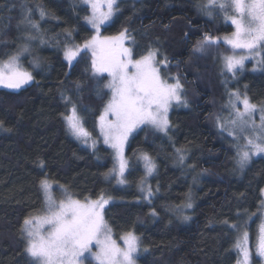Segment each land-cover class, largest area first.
Masks as SVG:
<instances>
[{"label": "trees", "instance_id": "1", "mask_svg": "<svg viewBox=\"0 0 264 264\" xmlns=\"http://www.w3.org/2000/svg\"><path fill=\"white\" fill-rule=\"evenodd\" d=\"M205 3L119 0V11L102 25L103 36L127 29L130 39L125 44L137 58L149 48L158 50L162 60L167 58L163 76L170 82L178 78L184 86L166 133L143 126L129 139L128 185L120 187L107 177L115 153L103 142L98 126L111 97L105 87L110 77L94 72L90 51L81 52L71 64L64 56L65 40L83 45L94 35L85 19L90 8L84 0H0V61L27 45L21 61L33 75L20 89L0 88V264H35L26 252L21 226L27 216L44 211L40 181L45 177L58 198L61 185L79 200L102 193L111 197L106 221L118 239L129 230L140 237L138 264H237L234 245L240 231L233 224H248L256 264L264 156L238 168L236 140L217 126V114L230 91L264 105V69L255 72L248 63L245 73L234 78L222 74L217 55L197 52L206 36L222 38L234 31L223 12L209 10ZM37 5L46 13L43 19ZM28 18L40 24V33ZM67 97L81 111L97 141L95 148L69 132L63 118L70 107ZM144 153L156 162L148 181L150 198L141 191ZM189 192L193 207L181 210L178 206Z\"/></svg>", "mask_w": 264, "mask_h": 264}, {"label": "snow or ice", "instance_id": "2", "mask_svg": "<svg viewBox=\"0 0 264 264\" xmlns=\"http://www.w3.org/2000/svg\"><path fill=\"white\" fill-rule=\"evenodd\" d=\"M84 3L91 10L85 19L95 29V34L83 45L65 40L64 56L71 64L81 52L90 51L94 72L107 73L110 77L105 87L111 91V97L99 116L98 126L103 142L115 153L117 166H114L112 172L116 174L118 183L123 184L128 167L124 145L129 135L142 124H150L166 133L169 109L173 102L179 103L182 100V84L178 78L170 82L163 77L160 65L166 66L167 58L158 60V50L149 48L138 58L135 57L133 48L125 44L130 39L127 29L114 36L100 35L101 26L112 20L119 11L118 0H84ZM205 7L210 10L218 7L224 11L225 18L235 28L230 35L223 37L231 54L222 55V74L232 73L235 76L238 70L245 68V61L255 56L260 57L258 63L264 64V0H208ZM37 8L43 19L46 14L44 9L39 5ZM228 9L235 14H229ZM208 14L211 15V11ZM27 22L37 33L41 32L38 22L31 18ZM28 38L36 39L31 35ZM217 39L206 36L204 41L198 42L197 50H204L206 42L217 43ZM40 40L44 42L43 35ZM237 50L244 52L238 53ZM28 51L25 45L18 54L0 61V87L20 89L33 80L32 73L19 62L20 55ZM66 101L70 107L63 118L69 132L85 144L91 141V146L95 148L97 141L85 127L78 106L72 102L71 97H67ZM229 103L234 116L221 125L222 130L234 138H237V133H250L245 135L244 145H235L236 162L243 169L253 155L264 153V105L250 102L247 95L241 96L239 92L231 94ZM238 104L243 106L242 111L237 107ZM257 110L258 124L255 119ZM179 159L182 162L184 156L181 154ZM142 160L146 175H151L156 168L154 161L147 153L142 154ZM40 166L44 167L43 162ZM40 188L45 198L44 214L27 216L21 226V231L27 237L26 252L35 264H83L81 257L85 253H89L97 264H136L140 237L133 230L126 231L119 237L123 241L121 245L113 237V230L105 219L104 208L111 197L106 198L102 193L96 199L86 198L81 201L73 198L67 188L61 185L62 198L57 201L53 195V182L47 177L41 179ZM141 191L145 192L146 198L153 195L150 186H142ZM186 195V202L178 206L181 210L193 207L191 193ZM261 207L264 208V201ZM183 219L188 220L189 217L184 216ZM230 227L240 231L239 225L233 224ZM234 246L238 250L237 264H251L246 226ZM255 247L256 254L264 257V222L259 226Z\"/></svg>", "mask_w": 264, "mask_h": 264}, {"label": "rangeland", "instance_id": "3", "mask_svg": "<svg viewBox=\"0 0 264 264\" xmlns=\"http://www.w3.org/2000/svg\"><path fill=\"white\" fill-rule=\"evenodd\" d=\"M119 1V0H118ZM207 3H208V0H206V3H205V5H207ZM210 10V9H209ZM214 11L215 10H219V11H221L218 7L217 8H214L213 9ZM228 11V13L229 14H235V13H233L232 12V10L231 9H228L227 10ZM221 12H223L224 13V17H225V12L224 11H221ZM226 21H227V23L228 24H230V25H232L231 24V21L230 20H228V19H226V18H224ZM89 24V23H88ZM90 25V24H89ZM91 26V25H90ZM233 26V25H232ZM92 27V26H91ZM102 27L103 26H101V29H100V35L103 37V35H102ZM93 28V27H92ZM94 29V28H93ZM233 30H235V28L233 29ZM94 32H95V29H94ZM95 34V33H94ZM224 37V36H223ZM223 37L222 38H218L217 39V43H215V44H211L210 42H206V44H205V48H204V50H197V52L198 53H200V54H215V55H217V57L219 58V60H220V63H221V70H222V64H223V61H222V55L223 54H231V49H230V47L224 42V40H223ZM129 46V45H128ZM131 47V46H130ZM237 52L238 53H243L244 52V50H237ZM25 53H27V52H24L22 55H24ZM22 55H20V60H19V62L21 63V65L23 66V68L25 69V67H24V65H23V63H22V61H21V57H22ZM157 59L158 60H161V61H163L161 58H160V56L158 55V57H157ZM76 60V59H75ZM75 60H73L72 61V63H74L75 62ZM260 60V57L259 56H255V57H252V58H250V59H248V60H246L245 61V68L242 70V71H240V70H238L237 71V74L235 75V76H233V74L232 73H229V74H231L234 78H238V77H240L241 75H243L244 73H245V71H246V68H247V65H248V63H252V70L253 71H261V70H263L264 69V64H260V63H258V61ZM165 65H163V64H161L160 65V67H161V73H162V69H163V67H164ZM28 71V70H27ZM163 75V74H162ZM164 77V76H163ZM165 78V77H164ZM177 79V78H176ZM180 81V80H179ZM173 82H175V81H173ZM181 83V82H180ZM182 84V83H181ZM26 85V84H25ZM1 88V87H0ZM22 88V87H21ZM183 88H184V86L182 85V92H181V96H182V93H183ZM9 89V88H8ZM10 90H12V89H10ZM15 90V89H14ZM235 92H239L240 94H241V96H243V95H246V94H244V93H242V92H240V91H235ZM232 93H234L233 91H230V92H228V98H227V100H226V102H225V104H224V106H222L221 107V109H220V111H218V117H217V126L222 130V127H221V125L222 124H226V121H228L229 119H231V118H233V116H234V111L232 110V108H231V105H230V103H229V100H230V96H231V94ZM247 97L249 98V96L247 95ZM249 100H250V98H249ZM250 102H251V100H250ZM175 103H177V102H173L172 103V105H171V107H170V109H169V112H168V119H169V127H170V113H171V111H172V109H173V105L175 104ZM237 107L242 111L243 110V106L242 105H237ZM109 119H111V117H109ZM255 119H256V121H257V124L259 123V111L257 110V113L255 114ZM143 126H149V127H151V128H154L152 125H150V124H142V125H140L138 128H136L130 135H129V137H128V140H127V142L125 143V145H124V157H125V159L127 160V162H128V158H127V152H126V149H127V146H128V141H129V139L132 137V135L135 133V132H137L139 129H141ZM227 127H231L230 125H226ZM168 127V128H169ZM154 129H156V128H154ZM157 130V129H156ZM168 130V129H167ZM222 131H224V130H222ZM161 132V131H160ZM225 133H228L227 131H224ZM245 135H250V133H245V134H240V133H237V138H234L235 140H236V144H239V145H244L245 143H246V140H245ZM75 137V136H74ZM231 137H233V136H231ZM75 139H77L76 137H75ZM77 140H79V139H77ZM81 143H83L81 140H79ZM83 144H85V143H83ZM91 145V141H89V143L88 144H86V145ZM113 150V149H112ZM113 153H114V150H113ZM261 156H264V153H261V154H257V155H253L252 157H251V159H250V162L246 165V166H248L254 159H257V158H260ZM153 160V159H152ZM154 161V160H153ZM154 163H155V165H156V162L154 161ZM115 166H117V161L115 160ZM129 163H128V167L126 168V170H125V173H124V178H125V183H123V184H121V183H118V180H117V177H116V174L114 173V172H112V170L107 174L108 176V178L109 179H111V178H114L115 179V181H116V184L117 185H119L120 187H123V186H127L128 184H127V172L129 171ZM245 166V167H246ZM244 167V168H245ZM114 168V167H113ZM112 168V169H113ZM238 168H240L239 166H238ZM155 174V171L151 174V175H145V177H144V180L141 182V187L143 186V187H145V188H147L148 186H149V183H148V181H149V179L153 176ZM56 188L53 186V195L56 197V199H57V201H59V199H61L62 197H60V198H58L57 197V195H56V190H55ZM143 192V191H142ZM81 201H84V200H81ZM113 202V200L112 199H110L109 200V203L108 204H110V203H112ZM107 204V205H108ZM106 205V206H107ZM105 206V208H104V214H105V209L107 208ZM45 207H46V205H45ZM45 209V208H44ZM43 209V210H44ZM262 211L260 212V219H259V225L257 226V229H256V232L258 233V229H259V226H260V224L262 223V222H264V208H262L261 209ZM44 214V211H42L41 213H39V215H43ZM37 216V215H36ZM105 219H106V217H105ZM245 226L247 227V230H248V224H243L242 225V227L240 228V233H241V231L245 228ZM249 232V231H248ZM257 233H256V239H257ZM25 237H26V235H25ZM113 237H114V234H113ZM115 239H117V241L122 245L123 244V241H121L120 239H118V238H116V237H114ZM26 239V242H27V237L25 238ZM255 242H256V240H255ZM255 246H256V243H255ZM249 247H250V249H251V258H250V260H251V264H255V262H254V253H253V251H252V243L250 242V232H249ZM141 249V248H140ZM140 249H139V251L136 253V264H138V256L140 255ZM95 250V249H94ZM255 253H256V247H255ZM256 257H257V262H256V264H264V257H261V256H259V255H257L256 254ZM81 259L83 260V264H97V262L91 257V255L89 254V253H85L84 254V256L83 257H81ZM35 263V262H34Z\"/></svg>", "mask_w": 264, "mask_h": 264}]
</instances>
